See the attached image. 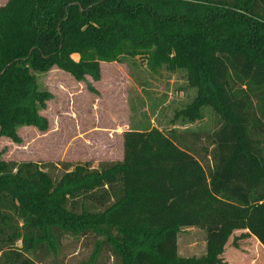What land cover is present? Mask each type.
<instances>
[{
  "label": "trees",
  "instance_id": "16d2710c",
  "mask_svg": "<svg viewBox=\"0 0 264 264\" xmlns=\"http://www.w3.org/2000/svg\"><path fill=\"white\" fill-rule=\"evenodd\" d=\"M136 57L151 72L183 71L196 89L174 118L213 110L203 155L197 132L155 126L124 131L122 159L97 167L5 160L1 150L0 264L57 257L66 235L93 236L89 264L102 251L120 264H224L237 230L264 247V0H7L0 137L47 130L40 111L53 95L38 74L56 67L97 81L102 62ZM182 227L205 230L204 254H178Z\"/></svg>",
  "mask_w": 264,
  "mask_h": 264
},
{
  "label": "rangeland",
  "instance_id": "374dc122",
  "mask_svg": "<svg viewBox=\"0 0 264 264\" xmlns=\"http://www.w3.org/2000/svg\"><path fill=\"white\" fill-rule=\"evenodd\" d=\"M6 2L0 0V5ZM73 57L77 59L78 55ZM38 81L53 95L40 111L48 120V128L39 131L34 126L20 127V143L0 137V151H4L5 160L90 161L97 167L101 162L122 159L124 131L154 126L164 132L171 128L180 133L197 132L201 136L197 149L203 155L201 147L209 141L206 134L218 125L217 116L209 107L203 108V118L194 123L174 118L175 112L192 100L196 89L188 85L183 71L151 72L140 57L128 58L123 63L102 62L97 81L89 76L77 81L56 67L38 74ZM87 83L95 92L88 90ZM242 232L238 230L230 236L222 259L238 264L239 258L233 253L236 248L241 254L239 264H264L263 252L261 255L251 237L236 238ZM205 237L202 228L182 227L177 237L178 254L183 257L204 254ZM234 238L237 246H234ZM93 240L92 235L79 239L66 235L57 257L44 254L39 264H89ZM95 264L120 263L108 251H102Z\"/></svg>",
  "mask_w": 264,
  "mask_h": 264
},
{
  "label": "crops",
  "instance_id": "0c3cea01",
  "mask_svg": "<svg viewBox=\"0 0 264 264\" xmlns=\"http://www.w3.org/2000/svg\"><path fill=\"white\" fill-rule=\"evenodd\" d=\"M122 154H123V141H122ZM238 231V230H237ZM243 232H246V230H242ZM242 232V233H243ZM248 237V236H247ZM249 237H251V239L253 240V243L256 245V247H257V249H258V251L261 253V255H262V252H263V255H262V257H263V259H264V247L261 245V243L259 242V240L255 237V236H253V235H249ZM226 245H227V243H226ZM225 250H226V246H224V251H223V253H222V255H221V257L223 258L224 256H225ZM235 251H233V253H236L237 254V258L236 259H240V253H239V250H237L236 248L234 249ZM260 255V254H259ZM239 259L237 260L238 261V264H239ZM223 260V262H225L226 264H230V262L227 260V259H222ZM243 264H245V262H242Z\"/></svg>",
  "mask_w": 264,
  "mask_h": 264
}]
</instances>
